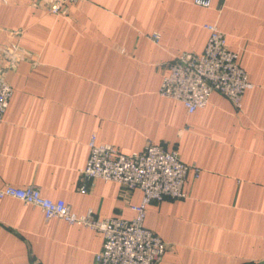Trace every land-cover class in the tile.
I'll list each match as a JSON object with an SVG mask.
<instances>
[{"label":"crops","instance_id":"crops-1","mask_svg":"<svg viewBox=\"0 0 264 264\" xmlns=\"http://www.w3.org/2000/svg\"><path fill=\"white\" fill-rule=\"evenodd\" d=\"M54 1V0H46ZM216 24L249 88L240 109L217 92L188 115L158 89L173 57L200 55ZM1 43L19 30L20 61L0 75L12 96L0 122V188L35 186L76 214L130 220L141 191L94 180L82 194L88 141L123 154L175 150L187 197L146 207L144 226L166 245L158 264L264 261V0H83L55 15L29 0L0 1ZM159 34L158 44L148 36ZM6 58L7 55H6ZM102 234L12 198L0 199V264H96Z\"/></svg>","mask_w":264,"mask_h":264},{"label":"built area","instance_id":"built-area-1","mask_svg":"<svg viewBox=\"0 0 264 264\" xmlns=\"http://www.w3.org/2000/svg\"><path fill=\"white\" fill-rule=\"evenodd\" d=\"M43 1L46 3L44 8L59 15L62 7L68 11L69 7L83 0ZM211 2L193 0L194 5L202 8H209ZM203 28L208 32V39L202 53H182L173 57L168 73L161 80L158 94L180 102L188 115L206 107L213 92L224 96L240 109L243 93L249 88L248 76L239 65L238 55L228 49L226 36L217 25L205 24ZM159 37L156 33L148 36L155 44H158ZM17 50L21 51L18 44ZM0 53L6 60L10 59L6 51ZM11 96L10 84L0 75V122ZM88 148L87 162L81 171L80 193H86V182L94 180L115 182L125 188H121V192L126 195L138 189L142 196L140 203L134 207L132 219L100 218L92 210L76 214L63 200L42 197L35 186H3L0 188V199L12 198L35 207L45 220L59 218L69 225L100 232L103 242L100 251L95 254L96 264H158L167 245L144 226L146 207L163 200L185 199L187 174L192 170L194 177L198 178L200 169L183 163L175 150L167 151L155 145H148L140 152L123 154L111 145L97 144L93 135L88 141Z\"/></svg>","mask_w":264,"mask_h":264},{"label":"water","instance_id":"water-1","mask_svg":"<svg viewBox=\"0 0 264 264\" xmlns=\"http://www.w3.org/2000/svg\"><path fill=\"white\" fill-rule=\"evenodd\" d=\"M2 3H7L10 0H0ZM29 4H36L38 5L40 8L45 9V2L43 0H29ZM60 15H67V9L65 7H62L59 11ZM5 30H2L0 28V35L2 32H4ZM10 37V41L8 43H1L0 42V52L2 51H6L9 55H10V59L6 60L3 55L0 53V71L1 72H6L9 70H15L17 64L20 61H26L29 62L31 64H35V62H33V60L31 59V56L28 55L25 52H21L19 50H17V44H18V36L20 35V31L16 30H9L6 31ZM122 189H125L124 187H121ZM257 264H264V261L259 262Z\"/></svg>","mask_w":264,"mask_h":264}]
</instances>
